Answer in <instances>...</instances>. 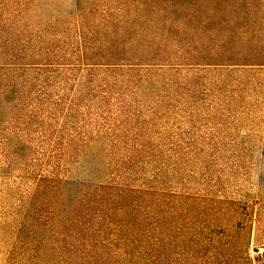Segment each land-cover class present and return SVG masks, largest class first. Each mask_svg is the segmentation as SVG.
<instances>
[{
  "label": "rangeland",
  "instance_id": "obj_1",
  "mask_svg": "<svg viewBox=\"0 0 264 264\" xmlns=\"http://www.w3.org/2000/svg\"><path fill=\"white\" fill-rule=\"evenodd\" d=\"M137 115L149 264L264 261V0H0V264L124 257L132 208L88 198Z\"/></svg>",
  "mask_w": 264,
  "mask_h": 264
},
{
  "label": "trees",
  "instance_id": "obj_2",
  "mask_svg": "<svg viewBox=\"0 0 264 264\" xmlns=\"http://www.w3.org/2000/svg\"><path fill=\"white\" fill-rule=\"evenodd\" d=\"M71 105L72 109L77 111L76 106L78 105V102L72 99L70 101V106ZM68 109H66V112H68ZM104 119V125L108 126L107 129L113 131L110 134L113 140L112 146L114 149L121 147L124 154L120 153V156L116 155L115 163L117 164V167L115 168L114 175L109 179L110 181L106 185L97 188L100 191V194L89 196L88 200L94 201L97 206L101 204L106 206L111 205L113 210L111 215H116L118 208H132L130 229L133 230L131 235L135 236L128 247H126L124 257L120 258L114 255L109 261L103 260L104 262L102 261L103 263L100 262L99 264H149L148 259H150V255L145 252H148L150 247L149 245L146 247L144 240H147L148 237H150L148 220L151 218V215L146 209L149 207V203L152 204V197H156L158 187L157 183H155V179H149L145 175H143V179H141L140 183L134 185L136 187H132L133 185L131 184L132 182H138L137 180L140 178V175L144 174V171H146V165L149 162L146 160L143 153V151H148L146 149L149 147L146 136L148 133V126L146 122L140 119V115H137L136 118H131V122L134 121L133 127L127 125L129 120L122 121L121 119V125L123 123L124 129H121L120 127L112 128L111 119H108L107 117ZM84 130V127L76 128V136L78 137V141L80 140L81 142L76 141V138V140H72L67 146L66 151H69L72 158H79L80 148L89 144L88 141L90 140L91 133L90 131L86 132ZM131 131L132 135L135 137L132 136L131 138V135L129 134ZM60 154L62 155V153ZM60 157L61 156L56 155V159L59 163L61 160ZM123 169L127 170L124 172ZM112 194L118 195V199H112ZM101 212L102 211H100V213ZM101 218L103 219V217ZM111 222L115 223L116 221L112 220ZM235 243L236 241L231 240L227 244L229 248H232ZM244 244L246 245V243ZM159 256L160 255H158V258ZM100 258L101 257H99L97 261H99ZM230 261V264H253L250 257L246 256L245 253H242L240 258L233 257ZM169 264H173V262L169 261ZM258 264H264V261L259 262Z\"/></svg>",
  "mask_w": 264,
  "mask_h": 264
}]
</instances>
